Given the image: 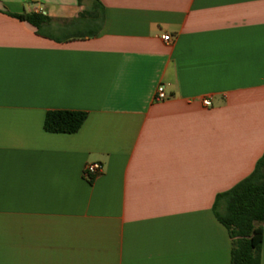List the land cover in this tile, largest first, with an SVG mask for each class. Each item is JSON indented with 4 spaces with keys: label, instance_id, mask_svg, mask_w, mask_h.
Returning <instances> with one entry per match:
<instances>
[{
    "label": "crops",
    "instance_id": "crops-1",
    "mask_svg": "<svg viewBox=\"0 0 264 264\" xmlns=\"http://www.w3.org/2000/svg\"><path fill=\"white\" fill-rule=\"evenodd\" d=\"M263 152L264 0H0V264H230L214 200Z\"/></svg>",
    "mask_w": 264,
    "mask_h": 264
},
{
    "label": "trees",
    "instance_id": "trees-1",
    "mask_svg": "<svg viewBox=\"0 0 264 264\" xmlns=\"http://www.w3.org/2000/svg\"><path fill=\"white\" fill-rule=\"evenodd\" d=\"M34 26L38 33L48 17L42 13L14 15ZM97 29L88 33L93 36ZM87 113L78 110H48L44 129L52 133H75ZM216 219L231 238L230 264H260L264 223V152L252 172L230 189L218 193L213 204Z\"/></svg>",
    "mask_w": 264,
    "mask_h": 264
},
{
    "label": "built area",
    "instance_id": "built-area-1",
    "mask_svg": "<svg viewBox=\"0 0 264 264\" xmlns=\"http://www.w3.org/2000/svg\"><path fill=\"white\" fill-rule=\"evenodd\" d=\"M161 38L165 42H171L172 41V37L168 34L161 35ZM165 98H166V93H165L164 85L160 84L156 87L154 99L163 100ZM202 102L205 106H209L211 104V102L208 98H204L202 100ZM102 170H103V166L100 162L87 163L84 166V177L88 180H91L94 177H96L97 175H99L102 172Z\"/></svg>",
    "mask_w": 264,
    "mask_h": 264
}]
</instances>
